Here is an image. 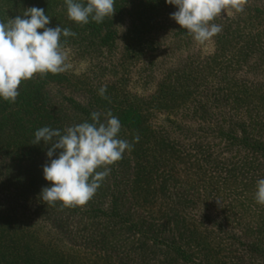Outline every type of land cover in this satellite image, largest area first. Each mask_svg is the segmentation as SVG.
<instances>
[{"label": "rangeland", "instance_id": "obj_1", "mask_svg": "<svg viewBox=\"0 0 264 264\" xmlns=\"http://www.w3.org/2000/svg\"><path fill=\"white\" fill-rule=\"evenodd\" d=\"M118 1L101 45L105 29L69 20L64 0H0V20L43 8L48 27L76 33L61 37L65 71L0 102V264H264V0L222 10L204 45L165 0ZM109 110H125L119 138L139 142L85 205L43 203L51 145L35 131Z\"/></svg>", "mask_w": 264, "mask_h": 264}, {"label": "clouds", "instance_id": "obj_2", "mask_svg": "<svg viewBox=\"0 0 264 264\" xmlns=\"http://www.w3.org/2000/svg\"><path fill=\"white\" fill-rule=\"evenodd\" d=\"M177 9L170 14L195 42L204 45L222 31L218 24L211 23L228 13L244 11L245 0H165ZM69 20L86 25L90 21L103 23L113 16L115 0H64ZM51 17L43 8L30 7L23 16L0 20V100L15 103L20 95L22 81L34 74L43 78L58 74L68 67L61 37H75L69 28L48 27ZM43 31H38V30ZM106 86L98 94L107 99ZM101 121V113L92 112L91 120L67 127L63 132L44 126L34 133L32 144L51 145L46 155L49 158L43 168V177L49 182L39 196L46 205L61 209L83 206L90 201L101 182L110 175V165L120 161L125 151H132L134 143L119 138L121 123L109 110ZM59 150L56 158L53 156ZM103 169L98 171L97 169ZM254 199L264 205V178L257 181Z\"/></svg>", "mask_w": 264, "mask_h": 264}, {"label": "trees", "instance_id": "obj_3", "mask_svg": "<svg viewBox=\"0 0 264 264\" xmlns=\"http://www.w3.org/2000/svg\"><path fill=\"white\" fill-rule=\"evenodd\" d=\"M117 5L118 4H120V2L121 1H118L117 0ZM116 5V6H117ZM116 6H114V8L116 7ZM117 10V9H116ZM115 10V12H117ZM110 22H111V20H110V18L109 17H106L105 18V20L103 21V23H96V22H93V21H90V23H88V24H86V25H83L84 27H85V29H87V30H89L90 32H91V34H94V33H96V32H101V29L103 28V29H105V32H106V34H105V32H104V37H102V41H101V45H105V44H107V41H108V39H109V37L111 36V34H112V31L110 30H107V29H110V27H109V25L108 24H110ZM0 102H5L6 104H9L10 102H8V101H2V100H0ZM79 107V106H78ZM81 109H83V108H81ZM125 112V110L121 113V116H120V118H122V115H123V113ZM120 118H119V120H120ZM121 121V123H123L122 122V120H120ZM28 150H30V149H27L26 151L24 150L22 153H26V152H29ZM31 150H33V148L31 147ZM15 162V161H14ZM34 164L35 163H30L28 166H27V169H25L24 171L25 172H28L27 174H29L30 173V170L31 169H33L35 166H34ZM8 170V169H7ZM10 172V171H9ZM26 174V176L25 177H28V176H30V175H27ZM24 175V174H23ZM21 177V176H20ZM22 178H19V180H21ZM26 179V178H25ZM17 180H18V178H17ZM31 183H33V181H31ZM31 185H34V184H31Z\"/></svg>", "mask_w": 264, "mask_h": 264}]
</instances>
